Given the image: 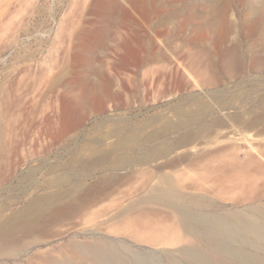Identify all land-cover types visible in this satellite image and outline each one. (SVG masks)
Masks as SVG:
<instances>
[{
  "label": "rangeland",
  "instance_id": "1",
  "mask_svg": "<svg viewBox=\"0 0 264 264\" xmlns=\"http://www.w3.org/2000/svg\"><path fill=\"white\" fill-rule=\"evenodd\" d=\"M205 19L215 21L211 28ZM262 29L264 0H0L4 179L11 169L8 180L0 174V222L16 230L40 213L49 227L33 237L13 230L0 242V264H91L77 247L94 242L107 245L116 264H192L186 246L224 257V247H207L186 227L204 231L203 220L183 223L174 206L149 194L167 177L205 212L238 216L264 206ZM235 38L257 55L242 52L240 63L224 51ZM180 111L198 118L183 126ZM110 130L134 134L135 148H111L121 166L82 174L77 156L97 138L112 142ZM220 147L224 166H208L205 152ZM33 198L39 206L30 207ZM59 200L66 205L52 214Z\"/></svg>",
  "mask_w": 264,
  "mask_h": 264
},
{
  "label": "bare ground",
  "instance_id": "2",
  "mask_svg": "<svg viewBox=\"0 0 264 264\" xmlns=\"http://www.w3.org/2000/svg\"><path fill=\"white\" fill-rule=\"evenodd\" d=\"M227 11H228V7H225L224 10H222V12H221L223 24H224V17L226 15ZM213 21L214 20L211 21V19H209V20L205 19L204 24H206L208 27L211 28ZM230 27L227 24V19H225V24H224V29H223L224 30V41L228 40V34L231 32ZM262 30H264V29H262ZM262 30H261V32H262ZM198 37H199V35H198ZM204 37L206 38V36H204ZM196 41H199V40H196ZM244 49H242V45L240 43V40L237 38L232 39L229 46L224 45V51L234 52V53L239 54V57H240L239 60L241 61L240 63H242V60L244 57V56H242L243 54L242 55L240 54L242 52L244 53L245 51H248L253 56L257 55L254 51L256 49L252 45H249V47H246L245 51H244ZM260 50H264V43L261 44ZM157 56L159 57L158 54H157ZM148 59H149V57H148ZM107 87L111 88V86H109V85ZM69 94H70V92H69ZM76 96H78V94H76ZM73 99H75V98H73ZM78 101L76 99V101H75L76 106L79 105ZM186 112L185 113L183 111L181 112V114H183V115L185 114L186 119H187L186 122L183 123V126H187L188 124L192 123L195 120V117L198 118V116H194L195 114L193 112L192 113L194 115H192L190 113L187 114ZM198 115H199V113H198ZM198 120H196V121H198ZM177 126H179V125H177ZM180 126H181V124H180ZM205 129H206V127H205ZM205 129L203 128V130H205ZM125 133H126V131H125ZM105 135H106V138L114 137V140L112 142L107 141V142H105L106 145L102 146L103 145L102 143H104V142H102V140L104 138L103 137L97 138L96 142L99 143V145L97 147H92V146L88 147L86 149V152H82L79 154V156H77L78 159H76L75 162L77 163L76 165H77L78 170L83 171V172H81L82 174L83 173L92 174L98 170H102V171H106L109 169L112 170V168H116L119 165L121 166V161L123 163V160L120 161L119 157H118V160L117 159H110L109 155H108V151L111 148L112 149L114 148V150L120 149L121 151H123L122 152V154H123V153H127L129 151H132L135 148V144H137V143H135V142H137V141H135V138H136L135 135L134 134L129 135V132H128V134L120 135V133L117 130H110V131H107V134H105ZM22 136H23V134H22ZM24 136H25V134H24ZM136 136H138V135H136ZM220 137H222V136H220ZM22 138H24V137H21V139ZM223 138H224V136H223ZM36 140H37V138L31 139V142L28 146L29 154L34 155V154L40 152V150H38L36 148V145H35ZM210 141H212V140H210ZM15 142H18V144H20L21 141H15ZM221 144H224V142ZM49 145H50L49 142L47 144L43 142V145L41 148H43V149L48 148ZM20 146H24V145H20ZM13 147L15 148V146H13ZM24 147H26V146H24ZM17 148H18V146L16 147V149H13L12 152H14V150L17 151ZM112 149H111V152H112ZM223 149H224L223 147H220V148L205 152L206 157H208V156L210 157L209 160H208V158L206 160V162L209 163V164H207L208 166L209 165L211 166V164H215L216 167H220V168L224 166V159H222L221 154H219V152L222 151ZM18 152L21 153V150L17 151V153ZM167 152L168 151H166V153ZM14 154L16 155L15 152H14ZM109 154H110V152H109ZM11 155L12 154H9L10 159H11ZM22 157L24 158V155ZM262 157L264 158V155ZM15 158H16V156H15ZM18 159H20V158H18ZM18 159L16 158L14 163H17L16 160L18 161ZM188 161H189V159H188ZM21 162H22V160H21ZM122 165H124V164H122ZM5 166H6V164H5ZM9 166H11V163L9 164ZM8 167L6 166L5 168H8ZM12 167H13V165L11 166V168ZM7 170H8V174L10 173V175H11V172H9V170L11 171V169H7ZM39 172H40V170H39ZM39 172H37V170L34 169L28 173V178L32 179L28 183L30 185V187H33V188L36 187V180H34V178H35V175L38 174ZM4 173H5V171H4ZM0 174H1V172H0ZM2 174H3V171H2ZM2 174H1V176H3V179H4L5 178L4 176H6V175L5 174L2 175ZM8 174H7V177L8 176L11 177ZM1 176H0V189H1L2 183H4ZM7 177H6V179H7ZM6 179H4V180H6ZM2 186H4V185H2ZM155 188H156V190L153 193L151 192L152 194H149L150 198L151 199L152 198L153 199H159L160 198V199L164 200L165 203L174 206L178 210L179 215L181 217L180 219L183 221V223L189 222V221L191 222V220L197 219V220H203L204 224L205 223L207 224L206 230L202 231L200 229H197L196 226H193L192 224L186 223L187 224L186 227L188 228L189 232L191 231L197 239L203 240L206 243V246L212 247L213 250L218 249V247H224V251H223L224 257L221 255H216V257H215L214 254L217 252H214V254H213V251L208 252L206 249H205L206 251H203L201 249L196 248L197 246H190V247L186 246L187 248H184V254L187 256V258L190 259L192 264H235L234 263L235 255L241 256V259H240L241 262L239 264H249L250 262L254 263V264H264V256H260V255L254 256L253 254H250V253L246 252L245 250H243L244 247H253L258 252L264 251V206H259V205L254 206V209L257 211V213L244 214V212L243 213L241 212L238 214V216H229V215H225L222 213H211L210 211L209 212L203 211L201 208L200 202H198V199H197V201L195 199L190 200V201L184 200L183 197H181L179 195V191L176 190L172 186L170 180L167 177L162 178L159 186L155 187ZM30 193L31 192H29L28 194H30ZM27 197H28V195H27ZM37 200H38V198H37ZM37 200L34 198L32 200H30L29 201L30 207H32L34 205L36 206L37 204H39L41 200L40 201L39 200L37 201ZM164 201H163V203H164ZM3 203H4V201H3ZM65 205H66V203H63V201L61 202L59 200L57 206L52 211V214H54V212L57 213L58 211L59 212L62 211L61 209H64ZM37 206H39V205H37ZM48 206H50V204ZM48 206H44L41 209L39 208V211L44 212V210L46 208H49ZM6 208L7 207L3 206L1 208V211H5ZM48 216H50V215H48ZM50 218H51V216H50ZM25 220H26V218H25ZM25 220H24V223H27V222L28 223L23 225V222L21 224V221H19L18 225L21 224L23 226H20L19 229H16V230L14 228L9 229L8 225L4 226L0 222V242L1 241L4 242L3 240H5L6 238H8L10 236H14L18 231H22L23 233L26 232L27 235L33 237L34 236L33 234L35 232H37L38 230L41 231V230L45 229V227L47 226L46 225L47 220L43 216H41L40 213L35 217H29L28 221L27 220L25 221ZM12 221H14V219ZM22 221H23V219H22ZM203 221H201V222H203ZM14 226H15V224H14ZM47 228H49V227L47 226ZM13 230H15L17 232L14 233ZM45 230H43V231H45ZM47 231H48V229H47ZM196 238H195V240H196ZM20 239H22V238H20ZM31 240H32V238H31ZM33 240H34V238H33ZM11 241H13V240H11ZM16 242L18 243L19 240ZM10 243H9V245H10ZM19 243H21V242H19ZM7 245H8V243H7ZM5 246H6V242H5ZM0 247H2V245ZM228 247H231V248L235 247L236 249H234V248L231 249ZM18 248L19 249H21V248L26 249V247H18ZM77 248H79V253L81 254L82 259L83 258H86L85 260L89 259V261H91V264H116L114 257H113L115 253H113L110 249H108V246L103 244V243H98V242L86 243V244H81ZM3 249H4V247H3ZM221 250H223V248ZM0 255H2V254L0 253ZM49 259H51V257ZM47 263H48V260H47Z\"/></svg>",
  "mask_w": 264,
  "mask_h": 264
}]
</instances>
